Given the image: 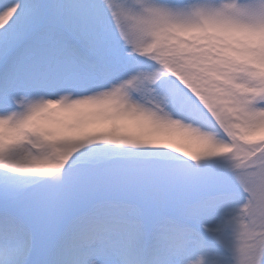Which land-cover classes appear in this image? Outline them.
<instances>
[{"label":"snow or ice","instance_id":"snow-or-ice-1","mask_svg":"<svg viewBox=\"0 0 264 264\" xmlns=\"http://www.w3.org/2000/svg\"><path fill=\"white\" fill-rule=\"evenodd\" d=\"M0 264H264V0H0Z\"/></svg>","mask_w":264,"mask_h":264},{"label":"rangeland","instance_id":"rangeland-1","mask_svg":"<svg viewBox=\"0 0 264 264\" xmlns=\"http://www.w3.org/2000/svg\"><path fill=\"white\" fill-rule=\"evenodd\" d=\"M192 150H193V151L196 150V146H195V145L192 146Z\"/></svg>","mask_w":264,"mask_h":264}]
</instances>
